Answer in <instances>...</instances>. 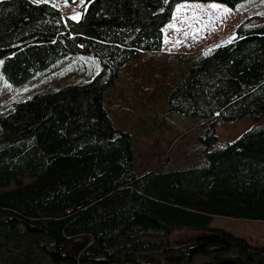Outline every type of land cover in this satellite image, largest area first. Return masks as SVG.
Segmentation results:
<instances>
[{
	"label": "trees",
	"instance_id": "trees-1",
	"mask_svg": "<svg viewBox=\"0 0 264 264\" xmlns=\"http://www.w3.org/2000/svg\"><path fill=\"white\" fill-rule=\"evenodd\" d=\"M244 1L83 0L73 21L46 3L0 0L7 84L26 85L73 56L92 55L101 68L0 111V264H264V246L211 227L214 218L264 222V17L194 52L166 88L169 113L207 125L198 166L139 172L131 134L110 139L103 100L133 60L162 49L177 5ZM245 119L255 126L217 146L218 126ZM178 231L197 235L174 246Z\"/></svg>",
	"mask_w": 264,
	"mask_h": 264
},
{
	"label": "rangeland",
	"instance_id": "rangeland-1",
	"mask_svg": "<svg viewBox=\"0 0 264 264\" xmlns=\"http://www.w3.org/2000/svg\"><path fill=\"white\" fill-rule=\"evenodd\" d=\"M29 1L52 5L69 19L80 14L83 4L72 0ZM212 4L221 9L227 8L228 14L213 11L210 7ZM251 17H264V0H246L235 8L214 2L181 3L175 7L172 21L164 27L162 49L142 53L106 88L103 94L105 110L113 122L114 131L131 134L135 166L139 172L148 166L181 169L196 167L205 161L206 156L202 153L206 144L201 139L207 125H201L199 118L169 113L165 91L187 71L194 52L208 51L228 42L235 36L237 27ZM100 71L96 59L73 56L58 62L48 72L39 74L33 81L20 87H12L0 77V111L7 103L35 93L49 92L71 83L88 82ZM255 124L245 119L236 124L218 126L217 146L235 142ZM211 227L221 228L251 245L264 246L262 221L214 218ZM196 235L188 231L174 232L170 242L174 246L190 245Z\"/></svg>",
	"mask_w": 264,
	"mask_h": 264
},
{
	"label": "snow or ice",
	"instance_id": "snow-or-ice-1",
	"mask_svg": "<svg viewBox=\"0 0 264 264\" xmlns=\"http://www.w3.org/2000/svg\"><path fill=\"white\" fill-rule=\"evenodd\" d=\"M66 2H67V0H66ZM74 2H75V0H74ZM80 2L82 3L83 0H80ZM210 7H211V9H212L213 11H219V12H221L223 15H227L228 12H229V10H228L227 8H223V9H221V8H219L216 4H212V5H210ZM177 11L179 12L180 9H177ZM79 16H80V14H77L76 16L71 17L70 19H76V20H79ZM233 39H234V37H233ZM229 42H231V40H230ZM0 64H2V61H0Z\"/></svg>",
	"mask_w": 264,
	"mask_h": 264
},
{
	"label": "water",
	"instance_id": "water-1",
	"mask_svg": "<svg viewBox=\"0 0 264 264\" xmlns=\"http://www.w3.org/2000/svg\"><path fill=\"white\" fill-rule=\"evenodd\" d=\"M91 57H92V55H91ZM119 137H120V133L119 132L113 131L110 134V139H117ZM219 264H237V263L234 260L225 259V260L221 261Z\"/></svg>",
	"mask_w": 264,
	"mask_h": 264
}]
</instances>
